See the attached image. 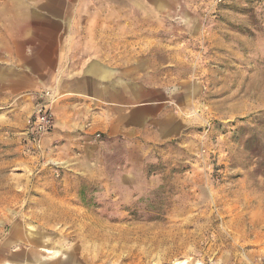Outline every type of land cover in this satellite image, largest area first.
Instances as JSON below:
<instances>
[{"label": "rangeland", "instance_id": "1", "mask_svg": "<svg viewBox=\"0 0 264 264\" xmlns=\"http://www.w3.org/2000/svg\"><path fill=\"white\" fill-rule=\"evenodd\" d=\"M180 1L173 34L152 40L158 64L150 69L143 58L144 81L172 94L142 128L99 131L61 152L50 135L38 147L24 139L34 108L51 99L52 107L56 95L0 103V264L30 250L40 264L264 258V0ZM71 4V15L86 18L80 31L107 9L103 0ZM94 22L101 31L102 19Z\"/></svg>", "mask_w": 264, "mask_h": 264}, {"label": "crops", "instance_id": "2", "mask_svg": "<svg viewBox=\"0 0 264 264\" xmlns=\"http://www.w3.org/2000/svg\"><path fill=\"white\" fill-rule=\"evenodd\" d=\"M55 3L23 0L10 9V0H5L0 14V103L9 105L10 99L43 90L56 95L55 126L48 136L61 152L83 148L99 131L117 135L142 128L172 94L162 83L144 81L143 58L150 69L158 64L159 46L152 40L173 34L182 2L103 0L106 11L93 16L102 19L101 31L92 29L90 18L86 30H75L86 18L70 14L71 0ZM187 13L184 31L192 35L197 17L190 9ZM143 39L151 40L147 50ZM162 51L168 55V46ZM13 258L17 264L42 261L31 250Z\"/></svg>", "mask_w": 264, "mask_h": 264}, {"label": "built area", "instance_id": "3", "mask_svg": "<svg viewBox=\"0 0 264 264\" xmlns=\"http://www.w3.org/2000/svg\"><path fill=\"white\" fill-rule=\"evenodd\" d=\"M42 96L50 97V94L49 92H44ZM51 103L52 99L51 101L47 100L41 102L29 119L28 140L37 147L40 145L41 140L47 136L55 126ZM259 264H264V258L260 260Z\"/></svg>", "mask_w": 264, "mask_h": 264}]
</instances>
